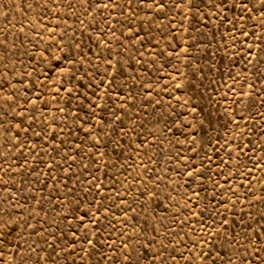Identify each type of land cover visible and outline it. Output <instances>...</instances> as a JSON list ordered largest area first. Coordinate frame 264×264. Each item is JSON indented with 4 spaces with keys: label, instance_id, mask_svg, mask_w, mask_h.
Returning <instances> with one entry per match:
<instances>
[{
    "label": "rangeland",
    "instance_id": "obj_1",
    "mask_svg": "<svg viewBox=\"0 0 264 264\" xmlns=\"http://www.w3.org/2000/svg\"><path fill=\"white\" fill-rule=\"evenodd\" d=\"M210 2L0 0V84L6 79L11 85L0 89V120H7L0 124V264H148L145 246L160 252L156 264H211L200 257L210 248L203 241L212 240L207 225L188 216L186 201L172 192L175 187L191 193L188 177L182 176L185 165L198 164L205 154L211 156L213 173L220 170L217 155L232 172L228 185L213 177L221 184L217 200L209 202L212 181L206 182L207 196L194 186L201 198L196 211L207 206L202 218L211 215L216 221L210 229L219 233L215 244L235 251L225 237L231 239L235 230L243 240L242 225L248 223L259 229L256 221L264 216V29H253L247 15L237 23L235 11L226 13L230 19H217ZM70 45L78 60L63 59ZM106 60L112 64L107 72ZM57 61L60 67L50 72ZM117 61L124 65L120 71ZM113 76L116 86L110 87ZM89 109L95 110L90 119ZM41 128L48 129L44 140ZM53 134V146L67 141L59 156L47 142ZM69 148L80 153L74 164L61 159ZM53 157L60 166L50 175ZM156 173L164 178L158 189L163 204L157 207L143 197L133 204L136 189L144 187L133 178ZM97 183L100 187L88 193ZM229 186L238 195L225 192ZM109 189L113 199L104 201ZM168 193L179 208L164 199ZM76 194L95 198L98 205L103 201L104 211L91 221L85 217L81 225L69 214ZM196 199L192 196L193 208ZM225 199L232 203L217 208V201ZM127 204L135 212L126 211ZM234 214L241 223L233 222ZM225 215L228 221L221 225ZM245 255L248 264H264V244L253 237ZM231 258L239 264L238 255Z\"/></svg>",
    "mask_w": 264,
    "mask_h": 264
},
{
    "label": "snow or ice",
    "instance_id": "obj_2",
    "mask_svg": "<svg viewBox=\"0 0 264 264\" xmlns=\"http://www.w3.org/2000/svg\"><path fill=\"white\" fill-rule=\"evenodd\" d=\"M130 4V0H129ZM251 5V7H249ZM259 5V6H258ZM95 6V5H93ZM107 5H104L106 7ZM211 8H214L217 10V19H220L222 16L225 19H230L227 17L226 13L227 12H238L239 17L237 20V23L239 20L244 19L245 15H247V19L249 21H252V27L253 29L259 28V29H264V0H257V2H254V0H211V2L208 5ZM253 10H256V16L254 17L252 15ZM233 27H236V25H233ZM247 32V22H245V27L244 29L241 30V35H245ZM252 36L256 35V32L253 31L251 33ZM74 46L70 45L69 46V51L65 52L63 59L65 60H71L73 58L79 59V55H75L72 52V48ZM63 51V49H61ZM83 53H80L82 55ZM55 60V58H54ZM60 61H57L52 67H50L48 70L50 72H55L56 68L60 67ZM106 63L108 64V69L105 71L107 72L109 69L112 68V64L110 60H106ZM117 64L120 65V68L117 69V71H120L123 69L124 65L122 61H117ZM85 75H88L87 72H85ZM22 83V81H21ZM110 87L116 86V78L113 76V78L108 81ZM5 86L11 87L10 83L5 79L3 84H0V89H3ZM15 95V93H14ZM40 97L37 96V100H39ZM38 111V109H36ZM95 115V110L94 109H89V119L91 116ZM115 115V113H114ZM119 118V117H117ZM82 124H87L89 120L84 119V117H77ZM243 119V117H241ZM7 120H0V124L6 123ZM24 123V121H20L15 127L19 128L20 124ZM12 129L8 128L5 129L6 132H10ZM81 131H83V127L80 128ZM133 132H135V128L132 129ZM41 133L43 135L40 136V140H44L45 137L48 135V129L47 128H41ZM151 135H155V132L150 133ZM17 136H19V132L16 133ZM87 136L91 137L93 135V130H89L86 133ZM137 137H140V133H136ZM57 139V134H53L50 137V140L47 141L49 143V146L53 147V150L57 152V155H61L62 148L60 146L66 145L67 141L61 140L59 145L53 146L51 144V141H54ZM94 139H96L94 137ZM131 139V137H130ZM146 142L145 138L140 139V145H143ZM251 143V141H250ZM133 144H135V141H132V144H129V147H132ZM94 147H99L98 143H94ZM15 147L19 148L20 144H16ZM59 149V150H58ZM139 147L135 148V151H139ZM251 151V149H249ZM260 151H264V149H260ZM80 153L79 152H74L72 148H69V152L65 153L64 155L61 156V159L64 161V163H68L71 161L73 164L75 163V158L78 156ZM103 155V154H101ZM93 159H95V154H93ZM217 159L219 160V163L216 165L219 171H216L213 173L212 168H211V163L212 159L211 156L208 154H205L203 158L200 160V162L196 165H191V164H186V171L182 174V176H187L188 180L186 181L188 189L191 190V193L189 194L188 191H183V193L178 190L177 188L173 187L172 192L176 193V196L181 197V199H184L186 203L184 204L183 208L184 210L187 211L188 216L190 217H197L196 222L201 224V225H207V230L208 237H211L212 240L205 239L203 242L205 244L210 245L209 251L205 253L204 251L200 252V257L204 261H211V264H233L232 261V255H238L239 259V264H248V255H245L247 253L248 246L252 244L253 237L258 239L261 244H264V223L261 221H264V216H261V219L256 221V224L259 225V229H255L251 223L244 224L242 225V233H243V240L238 239V237L241 236V232H236L235 230L232 231L231 239L228 237H225V240H228L229 243L235 244L236 249L235 251H228L225 249V247L215 244V240L218 238L219 233L214 234L210 229L213 227V225L216 223V221L213 219L211 215L208 216L207 219H203L202 217L204 216L205 209L207 206H205V209H201L200 212H197L196 209H200L201 206V198H200V193L196 190L194 187L195 185H198L200 188V191H203L206 196L208 195V187H207V181H212V193L209 202L217 200V189L221 188V184L219 181H216L213 179L214 176H220L224 180V184L228 185L230 179L232 178V172H231V165L227 164V162L222 158L217 155ZM53 163L51 165H48L50 169V175H51V170L54 166H60L58 161H56L55 157L52 158ZM120 161H116L115 167L120 166ZM149 163H152V158H149ZM261 162L258 161H253V166L257 167L260 166ZM224 166H227L229 169L227 172H225ZM62 167V166H61ZM69 167H71V164H69ZM130 167V166H128ZM149 169L145 167V172H148ZM154 171V170H153ZM178 175H181L178 173ZM241 175L240 173H237V176ZM251 175V173H249ZM244 178H248V176H245ZM171 177H169V180ZM135 182H140L143 181L144 187L136 189L137 196L133 200V204L139 200L140 197H143L145 200H153L157 202V207L161 206L163 204V199L161 198V193L158 191L160 189V184L163 182L164 178L159 175V173H156L154 176H149L146 179L138 174L136 177L133 178ZM115 179H113V185L116 183ZM67 187V185H65ZM100 185L97 184H92L91 187L88 189V193H91L93 190L98 189ZM243 187V185H241ZM183 188V185L181 186ZM81 192L84 191L83 188L80 189ZM118 191V190H117ZM127 191H132L131 189H126ZM225 192H231L232 195H238L236 191H234L230 186L226 187L224 189ZM73 193H69V195H72ZM219 195H224V192H220ZM192 196H196V202H195V208H193L192 204ZM113 199V193L112 189H109V194L104 197V201L112 200ZM121 199H127L126 195L122 196ZM164 199H167L169 201H174L176 204V207H180L179 202L176 201V198L172 196L171 193H168ZM71 207L69 209V214L72 215V217L81 225L84 223V218L87 217L88 220H93L94 219V213L96 212H102L104 211L103 207V201L101 202V205L97 204V201L95 198L88 200V199H82L79 197L78 194L74 196V198L69 202ZM228 203H232L230 199H225V200H220L217 201L216 207H221L224 206ZM87 205V207H85ZM109 210H111L112 207H115V204L109 205ZM233 207L235 205L233 204ZM83 208V211L81 209ZM126 211L128 212H135V209L133 208L132 204H127L126 205ZM228 209L225 208V212H227ZM179 214V213H177ZM67 219V216L65 217ZM208 220H211L212 223H208ZM228 221L227 215L223 217V219L219 222L221 225L226 224ZM234 223H241V220H237L236 216L234 214ZM248 229H252L251 232L248 231ZM90 242V241H89ZM154 238L153 240L148 241L149 244L154 243ZM214 245V247L212 246ZM259 255V252L256 253ZM160 252H155L153 253L152 249L150 247L145 246L144 247V256L143 259L148 261V264H156L155 262V257L159 256ZM250 255V254H249ZM188 264H191V261H188Z\"/></svg>",
    "mask_w": 264,
    "mask_h": 264
}]
</instances>
